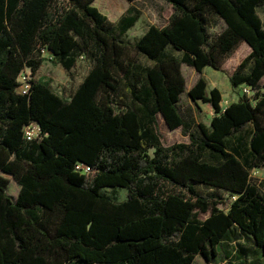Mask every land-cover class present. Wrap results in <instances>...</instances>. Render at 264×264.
<instances>
[{
  "label": "trees",
  "instance_id": "16d2710c",
  "mask_svg": "<svg viewBox=\"0 0 264 264\" xmlns=\"http://www.w3.org/2000/svg\"><path fill=\"white\" fill-rule=\"evenodd\" d=\"M95 1L0 0V264H193L217 256L235 228L264 259V191L251 175L264 168V0H165L168 24L133 45L123 36L138 14L129 9L115 24ZM213 19L225 23L215 36ZM244 43L250 53L227 76L255 98L244 94L224 110L221 91L200 76L187 94L214 116L191 132L179 107L182 66L223 71ZM43 49L68 71L80 58L91 63L70 98L35 79ZM26 69L33 80L22 94ZM159 118L188 142L166 145ZM31 123L42 133L27 141ZM80 162L93 173L77 172ZM1 173L21 186L16 201ZM199 186L237 198L225 212L223 196ZM107 188L126 189L127 199L115 202Z\"/></svg>",
  "mask_w": 264,
  "mask_h": 264
},
{
  "label": "rangeland",
  "instance_id": "374dc122",
  "mask_svg": "<svg viewBox=\"0 0 264 264\" xmlns=\"http://www.w3.org/2000/svg\"><path fill=\"white\" fill-rule=\"evenodd\" d=\"M109 7L106 8V4ZM94 6L97 7L104 15H106L111 21L116 22L123 14L127 13L129 9L134 10L139 16L137 25L128 33L129 42H133L139 34H143L150 26L164 27L168 24L169 19L173 13L172 6L165 0H137L133 3H129L127 0H96ZM111 12H116L113 15ZM259 15L264 23V6L258 9ZM225 28V23L220 19H213L212 25L209 27V33L212 36L219 34ZM250 53V48L247 44H242L231 55L226 56L222 61L223 71H215L211 68H207L205 77L209 82L216 81L223 91L224 95L228 97L222 103V108L231 104V101H238L241 96L244 95L243 88H233L230 84L227 74L233 71L240 61H242ZM170 54L178 55L180 58L182 53L171 50ZM130 55L135 57V52L130 51ZM137 57V56H136ZM140 62L145 65H149L150 62L138 56ZM89 61L84 58H80L76 66L71 70H66L60 64L55 61H45L42 68L39 70L35 79L43 81L51 86V88L64 98H69L76 90L82 79L85 77L89 69ZM183 74L187 80V85L193 80V69L187 65H183ZM196 75L194 81L198 78ZM255 98V92L251 96V99ZM256 104V101H253ZM180 111L186 121L190 125L191 132H195L198 129L199 124L211 125V120L214 115V111L209 109L207 105L201 101L194 103L190 100L187 92L183 94L181 102L179 104ZM212 110V111H211ZM160 132L164 137L166 145L177 144L188 141L187 137L182 135L181 129L177 131H169L163 120L160 119ZM247 131L241 133L239 136L244 137L247 135ZM239 136L230 138L228 141L229 150L233 151L238 143ZM153 152V151H152ZM253 182L260 185L264 191V170L256 175L253 173ZM10 180V193L16 196L19 191V186L13 180L12 177H7ZM199 190L203 193H218L224 198V204L220 206V209L227 212L231 203L237 198V195L226 191H215L210 188L199 186ZM126 189H113L107 188L103 190V194L115 202H122L127 197ZM210 216L208 213H200L199 217L205 220ZM193 264H264V259L259 254V249L254 242L245 236L239 229L235 228L233 234L224 247L219 251L218 255L213 257L212 260H206L203 256H198Z\"/></svg>",
  "mask_w": 264,
  "mask_h": 264
},
{
  "label": "built area",
  "instance_id": "2783aa9c",
  "mask_svg": "<svg viewBox=\"0 0 264 264\" xmlns=\"http://www.w3.org/2000/svg\"><path fill=\"white\" fill-rule=\"evenodd\" d=\"M42 55L47 61L53 60V56L46 49L42 50ZM32 80H33V76L31 70L26 69L25 71H23V73L19 78V83H20L19 92L22 94H27L32 85ZM243 93L247 96L253 95V91L250 87H243ZM41 133H42L41 128L37 123H31L30 125L24 128V136L27 141H32L34 139L39 138L41 136ZM76 171L86 176H89L93 173L92 168L89 165L81 162L76 165ZM253 174L256 175L257 172L256 173L253 172Z\"/></svg>",
  "mask_w": 264,
  "mask_h": 264
},
{
  "label": "crops",
  "instance_id": "0c3cea01",
  "mask_svg": "<svg viewBox=\"0 0 264 264\" xmlns=\"http://www.w3.org/2000/svg\"><path fill=\"white\" fill-rule=\"evenodd\" d=\"M96 2V1H95ZM94 2V3H95ZM129 2V1H128ZM94 3H93V5H94ZM129 3H131V2H129ZM128 12V11H127ZM113 15H116V12H111ZM126 14V13H125ZM125 14H123L122 16H124ZM173 14V13H172ZM121 16V17H122ZM172 16V15H171ZM121 17L116 21V22H114V21H111L109 18V20L112 22V23H115V24H117L119 21H120V19H121ZM139 21V20H138ZM138 23V22H137ZM137 23L131 28V29H129L128 30V32L123 36V40L124 41H126V42H128V43H130V44H136L137 42H138V40L145 34V32L148 30H146V31H144V33L143 34H139L137 37H136V39L133 41V42H129L128 41V37L127 36H129L130 34H128L136 25H137ZM172 49H170V51H171ZM178 52V51H177ZM178 53H181V52H178ZM175 56H177V57H179L178 55H175ZM90 63V62H89ZM183 67V66H182ZM189 67V66H188ZM189 68H192V67H189ZM207 68L208 67H206L205 69H204V71H203V73L202 74H199L194 68H192L193 69V80L192 81H190V84L189 85H187V91L186 92H188L192 87H193V85L195 84V82L199 79V77L200 76H203L204 78H206L205 77V72H206V70H207ZM210 68V67H209ZM90 69H91V63L89 64V69H88V71H87V73H86V75H85V77L87 76V74L89 73V71H90ZM212 69V68H211ZM214 70V69H213ZM182 71H183V68H182ZM216 71V70H215ZM196 75H198L197 77V79L194 81V79H195V77H196ZM84 77V78H85ZM83 78V79H84ZM83 79H82V81H83ZM207 81H208V79H206ZM81 81V82H82ZM81 82H80V84H81ZM186 83H187V80H186ZM79 84V85H80ZM78 85V86H79ZM208 86H209V90L211 91L212 89H214V88H217V89H219L220 91H221V93H222V96H223V102L225 101V99H227L228 97H226V95H224V93H223V91L220 89V87H219V85H218V83L216 82V81H212V82H209L208 81ZM183 97V96H182ZM70 98V97H69ZM222 102V103H223ZM233 102H237V101H231V103H233ZM197 103H199V102H197ZM207 105V107L209 108V109H212L213 110V108H212V106L211 105H209V104H206ZM228 106V105H227ZM227 106L225 107V108H223L224 110L227 108ZM211 110V111H212ZM214 116V115H213ZM213 118V117H212ZM160 119H162V118H159V123H160ZM163 120V119H162ZM163 123H164V121H163ZM165 124V123H164ZM177 131V130H176ZM251 131H252V127L250 126V127H248V132H250L251 133ZM240 135V134H239ZM239 135H237V136H239ZM251 136V135H250ZM250 136L248 135V137L247 138H245V141H248L249 140V138H250ZM239 138H240V136H239ZM238 138V139H239ZM186 142H188V141H186ZM237 146V145H236ZM264 170V168H261V169H253L251 172L253 173H260L261 171H263ZM1 175H3L4 177H12L13 178V176H11V175H7V174H4V173H1ZM8 179V178H7ZM13 180H14V178H13ZM10 181V180H9ZM15 181V180H14ZM16 182V181H15ZM17 183V182H16ZM17 185L19 186V191H18V194L16 195V196H14L13 194H11L10 193V186H11V184L9 183V186H8V193H9V195L16 201L17 199H18V197H19V194H20V190H21V186L17 183ZM124 190V189H123ZM127 193V192H126ZM126 199H127V197H126ZM125 199V200H126ZM124 200V201H125Z\"/></svg>",
  "mask_w": 264,
  "mask_h": 264
}]
</instances>
